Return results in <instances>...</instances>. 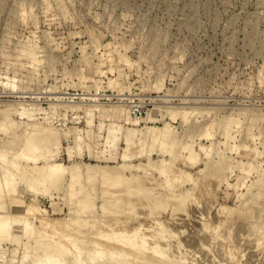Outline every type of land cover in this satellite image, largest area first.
Instances as JSON below:
<instances>
[{"label":"rangeland","instance_id":"374dc122","mask_svg":"<svg viewBox=\"0 0 264 264\" xmlns=\"http://www.w3.org/2000/svg\"><path fill=\"white\" fill-rule=\"evenodd\" d=\"M113 219L264 264V0H0V264H114Z\"/></svg>","mask_w":264,"mask_h":264},{"label":"bare ground","instance_id":"6f19581e","mask_svg":"<svg viewBox=\"0 0 264 264\" xmlns=\"http://www.w3.org/2000/svg\"><path fill=\"white\" fill-rule=\"evenodd\" d=\"M125 143H126V147H129L132 144V141L126 136ZM29 145H33V146L35 145V143L33 142L32 139H31V142L29 141L28 146ZM36 148H38V147H36ZM26 155L27 156H30L28 154H26ZM126 156H128V155H126ZM72 167L73 168L70 170L71 174L70 173L69 174L72 175V177H75L76 175H79L81 168L79 166H73V165H72ZM67 171H68V168L67 167L66 168L61 167L60 164L51 163V164L48 165V172L51 175L64 174ZM98 171H99V173H102V176L104 178H107V177L110 176L107 173H103V169L102 168H98L97 169V172ZM95 172H96V170H95ZM89 174H90V171H89ZM92 174H94V173H92ZM218 185H217V187H218ZM224 209H225V207H224ZM226 209H228V208H226ZM39 211H40V213L42 212L41 210H39ZM40 215L42 217L44 216L43 218L45 219V215L44 214L43 215L40 214ZM157 221L153 222L155 225H152V226L150 225L151 226L150 227L151 228V232H149V235L147 237L149 239H151L152 242H150L151 245H150L149 248H145V245H147V243H149L150 240L149 241L147 240L146 242H141L139 244H136L130 238V235L133 232L132 230L122 229L123 226L121 227V229H119L120 227L118 228V226H117V229H114V228H116V226L114 227V225H116L118 222H121V221L120 220H115V219L109 221L108 224H107L109 226V230L104 231L105 230L104 229V230H102V233H100L101 236H102V238L105 237V239L107 238L108 241H110V240H113L114 241L115 240L116 243H118V245H115L113 243L114 246H117V248L121 247L120 249H127L128 251L130 250V253H123V252H121V253H119V255L114 256L113 257V259H114L113 261H115L114 264H165L164 261H159L160 259H164L165 255H164L163 248H162V246H161V244L159 242V239H157V234H160L158 232L157 226L161 224L160 221L159 222H157ZM54 222L55 221H53V224H54ZM58 223L59 222H56V224H58ZM59 224H58V226H59ZM105 225H106V223H105ZM119 225L121 226L122 224H119ZM0 226H1V223H0ZM54 226H57V225H54ZM60 226H62V225L60 224ZM103 227H104V225H103ZM113 244H111L110 246H112ZM77 251L78 252L75 253L76 256H73V257H75L73 264H85L84 263L85 260L83 259L84 260L83 261L81 259L83 257L80 258V252L81 251L80 250H77ZM102 253H103V251H99L98 252L99 255L102 254ZM132 253H136V254L132 255ZM110 254L112 255V253H110ZM43 256H44L43 261L41 259L40 260L42 262L39 261L40 264H54V263L57 262V259H58L59 254H54L51 250H48V251L46 250V252L42 255V257Z\"/></svg>","mask_w":264,"mask_h":264},{"label":"built area","instance_id":"2783aa9c","mask_svg":"<svg viewBox=\"0 0 264 264\" xmlns=\"http://www.w3.org/2000/svg\"><path fill=\"white\" fill-rule=\"evenodd\" d=\"M131 113L133 115H135V116H136V114H141L140 111H139V109L137 108V106H134V108L132 109Z\"/></svg>","mask_w":264,"mask_h":264}]
</instances>
